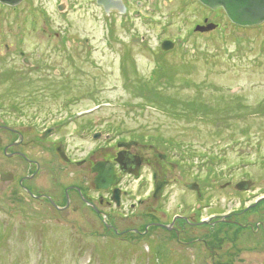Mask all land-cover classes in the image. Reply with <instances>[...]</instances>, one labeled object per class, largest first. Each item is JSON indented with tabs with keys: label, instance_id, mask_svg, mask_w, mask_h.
Masks as SVG:
<instances>
[{
	"label": "rangeland",
	"instance_id": "1",
	"mask_svg": "<svg viewBox=\"0 0 264 264\" xmlns=\"http://www.w3.org/2000/svg\"><path fill=\"white\" fill-rule=\"evenodd\" d=\"M56 1L0 4V113L24 133L4 153L11 133L0 130V173L21 169L25 153L39 166L33 183L48 178L51 189L57 143L44 139L76 160L97 148L99 161L117 151L93 138L100 131L150 145L137 151L152 165L151 150L164 154L155 165L168 184L153 198L149 180L123 179L116 205L108 189L91 188L88 161L64 163L65 186L84 184L97 212L57 219L0 182V264H264V226L221 220L264 224V204L249 209L264 195V24L237 28L196 0L181 9L180 0H128L122 17L94 0H68L60 13ZM205 16L217 28L193 32ZM163 40L174 47L159 50ZM241 178L253 182L248 192L233 188Z\"/></svg>",
	"mask_w": 264,
	"mask_h": 264
},
{
	"label": "flooded vegetation",
	"instance_id": "2",
	"mask_svg": "<svg viewBox=\"0 0 264 264\" xmlns=\"http://www.w3.org/2000/svg\"><path fill=\"white\" fill-rule=\"evenodd\" d=\"M21 1H23V0H21ZM134 1L136 4V2L138 0H134ZM185 1H187V0H180V2L178 3V8L181 9L184 6ZM94 2H95V5L98 6L102 10L103 13L113 12V13H117L119 16L122 17L129 10L128 3H127L128 0H104V2H101V0H94ZM140 5H137V6H140ZM9 7L13 10H16L17 4L14 6H9ZM69 8H70V4L68 3V0H57L55 3V9L60 13L66 12ZM205 20H207L206 16L203 17L202 23H197V24H195V26L198 24H203V22H205ZM191 30L193 31V28ZM111 31L112 30H109V32L107 31V33L109 34V33H111ZM47 32L49 35L51 33V36L58 38V40H60L61 36H68L65 33V31L59 32V31H51V30L48 31L47 30ZM185 32H186V30H185ZM182 35H184V34H179V36H182ZM141 37H143V36H141ZM58 40L55 41L56 42L55 46L62 48L60 43L58 42ZM159 50H160V45H159ZM19 54L23 55V52L20 51ZM23 59H24V63H26V64L30 62L28 60V57H25ZM30 63H32V61ZM43 65H44V62H43ZM121 68H122V65H121ZM6 79H8V78H4V80H6ZM27 94H30V93H27ZM9 107H10V109H15V107L13 105H10ZM55 127H56V125H54V127L45 128V130L41 133V136H39V139H44L48 134L53 133V131H55ZM2 129L3 130L7 129L11 133L10 134L11 135L10 141L3 148L4 153L7 152L8 149L12 150L13 149L12 147L15 148V146L18 143L23 142V140H24L23 131L20 129H16L15 125L14 126L9 125V122L6 120L4 115H2L0 113V130H2ZM97 133H99V138H101V136H103L102 137L103 143L109 144V147H112V145H115V148L117 149L114 156L109 157L107 155V156H103L102 159H99V161H106L107 162L106 165L111 163L114 166V173L116 175L117 185H120V183L123 181V179L125 180V179H128L129 177L130 178H137L140 181L149 180L152 183L153 188L155 187L156 183L160 182V181H165L168 184L167 180H165V179L161 180L160 179L161 176H160L159 166L157 167L155 165V164H157L155 160L157 159V161H159L161 159L160 154L157 153L156 150H154V151L151 150V156L153 157V159H152L153 165H152L149 161L148 156H145L143 153L141 154L137 151L139 149H145L144 147L148 146V145L144 144V142L142 140H139L140 142L136 143V144H131V145L126 144V145L118 146L119 142H129V140L120 139V138L116 137V138H113L114 140L112 142V138L110 137L109 134L105 133L102 135V133L100 131L92 132V134H93L92 136L94 137L95 135H97ZM48 139L49 138L44 139V141H46V143H48V144H51V142L57 143V147L56 146L54 147V149H55V161H51L50 165H48V167H47V171H48V173L51 174V178L54 181L51 189H50V187L43 188L44 183H42V182L47 180L48 178L47 179L42 178V180H40V183H35V184L33 183V179L35 178V176L38 173L39 166L36 162H34L31 158H29L25 153H21V152L19 154V159L24 163L22 165V168L21 169L18 168V170L16 169L12 172L9 171V172H5V173H0V182L1 183L2 182L12 183L14 185L13 187L20 188V190H21L20 193L27 194V195L23 196V200H25L26 202H28L27 200L30 201L32 199L37 200L38 202H40L41 204H43L46 207L47 211H53L55 213L54 216L57 219L65 211L77 212L78 210L80 211L81 208H85L90 213L97 212L96 198L92 197L89 194V191L84 187V184L79 185L78 183H76V184L65 186L63 179L61 178V177H63L61 173L64 170V163L83 164V163H86V161H88V164L90 165V166H88V168H89L90 173L92 175V181H91L92 186H91V188H93V191H96V190L98 191V189L96 188V183H95V178H96L97 173L94 170V167L98 161L91 158L92 154L94 153V151L97 148H94L91 151L92 154L89 153V151L87 152V154L89 153L88 158L83 157L80 160H76V159H72L70 157H67V154L65 153V155H66V159H65V158H62L57 151L58 148H60V147L64 150V147L61 144V142L57 141V139L55 141L54 140H48ZM148 147L151 148L150 145ZM152 149H154V148H152ZM145 151H146V149H145ZM13 153H19V152L13 150V151H10L9 155L13 154ZM118 154H119V159H120L121 164H118L115 161V158ZM32 165H35L34 169H32ZM150 165H152V166L150 167ZM19 166H21V165L19 164ZM49 166H51L50 170H49ZM245 181H250V184L244 183ZM240 182H242L241 189H238V188H236V184H238ZM252 184H253V182L250 179H242L241 178L238 180V182H236L234 184L233 188L235 190H237L239 193H244V192H248L251 189ZM248 186H249V188H247ZM112 188H113L112 186L107 188L111 192V194H112ZM107 189H105V190H107ZM121 194L124 195L125 192L122 191ZM197 194H199V190H198ZM152 197L155 198L153 196V194H152ZM14 200L17 201L18 198L15 196ZM74 200L78 201V203L76 205H73ZM260 204H264V195L258 197L255 201H253V203H251L249 209L259 207L258 205H260ZM263 206H260V207H263ZM244 210H247V209L243 208L239 212H243V213L246 212ZM221 220H223L222 222H225L226 224L234 223V225H236L237 229L242 228V227L243 228L244 227H251V225H253V226L254 225L264 226V224L261 220H257L254 223L250 222L249 225L245 224V223L241 224V222L237 221V220H234V221H230L229 219L228 220L221 219ZM152 222H154V221H152ZM202 222H204V221L202 220ZM183 223H186V222H183ZM218 223H219V221H218ZM222 264H229V263L224 262Z\"/></svg>",
	"mask_w": 264,
	"mask_h": 264
},
{
	"label": "water",
	"instance_id": "3",
	"mask_svg": "<svg viewBox=\"0 0 264 264\" xmlns=\"http://www.w3.org/2000/svg\"><path fill=\"white\" fill-rule=\"evenodd\" d=\"M21 0H0L2 4L15 5ZM204 5L214 9L222 7L229 20L239 26H251L264 22V0H199ZM104 2V0H101ZM214 24H208L206 26H197L196 30L207 31L213 29ZM171 44L168 41H164L162 47L169 48ZM62 157H64L62 149L57 150ZM119 157V154H118ZM120 163V159L116 158ZM94 170L97 171L95 178L96 188H107L109 185L116 183L113 167L111 164L106 165V162H97ZM250 184V182H246ZM163 183L156 185L154 196L158 195V191L161 189ZM242 182L236 185V188L241 189ZM191 189H197L196 185H192ZM112 199L118 203L119 189L114 188L112 191Z\"/></svg>",
	"mask_w": 264,
	"mask_h": 264
}]
</instances>
